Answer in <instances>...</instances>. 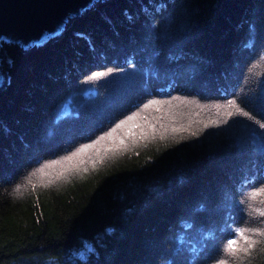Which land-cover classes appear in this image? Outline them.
I'll return each mask as SVG.
<instances>
[{
	"label": "trees",
	"instance_id": "trees-1",
	"mask_svg": "<svg viewBox=\"0 0 264 264\" xmlns=\"http://www.w3.org/2000/svg\"><path fill=\"white\" fill-rule=\"evenodd\" d=\"M5 47L0 264H264V0H108Z\"/></svg>",
	"mask_w": 264,
	"mask_h": 264
},
{
	"label": "water",
	"instance_id": "water-1",
	"mask_svg": "<svg viewBox=\"0 0 264 264\" xmlns=\"http://www.w3.org/2000/svg\"><path fill=\"white\" fill-rule=\"evenodd\" d=\"M100 0H0V91L10 81L3 65L10 62L4 43L25 50L60 39L74 18L94 9Z\"/></svg>",
	"mask_w": 264,
	"mask_h": 264
},
{
	"label": "snow or ice",
	"instance_id": "snow-or-ice-1",
	"mask_svg": "<svg viewBox=\"0 0 264 264\" xmlns=\"http://www.w3.org/2000/svg\"><path fill=\"white\" fill-rule=\"evenodd\" d=\"M110 71V70H109ZM94 76H101V75H104V73H101V72H96L93 74ZM151 103V102H149ZM229 103H234V101L232 102H229ZM148 105L145 104L144 107H147ZM238 111L243 115V116H248L249 113L248 112H244L242 109H238ZM229 115H231V113H229ZM128 119H131V117H128ZM125 121H120L118 124H116L115 128H113L111 131H115L116 128H119L121 124H123ZM111 132L109 133H106L105 135H110ZM99 139H103V137H100ZM91 145H84L83 147H90ZM76 153H72L71 155H75ZM70 158V157H69ZM259 192H264V186H262L261 188L259 189H254L252 191V193L250 194V198H254L257 193ZM262 215H264V212L261 213ZM238 232H243L244 230L243 229H238L237 230ZM245 239H247V237H245ZM232 241H228L227 244L225 245V251L229 252L230 254H233L232 253ZM253 243L252 241H249L248 243V248H252L253 247ZM245 251H247V249H245ZM217 264H225V261L221 260V261H217Z\"/></svg>",
	"mask_w": 264,
	"mask_h": 264
},
{
	"label": "rangeland",
	"instance_id": "rangeland-1",
	"mask_svg": "<svg viewBox=\"0 0 264 264\" xmlns=\"http://www.w3.org/2000/svg\"><path fill=\"white\" fill-rule=\"evenodd\" d=\"M107 2H108V0H100V4H104V5H105ZM97 3H99V1H97ZM97 3H96V4H97ZM75 19H76V18H74V19L72 20V22L70 23V25L73 23V21H74ZM11 44H13V43H11ZM6 45H7V43H4V45H3L4 53H7V52H6V47H5ZM28 50H30V49H28ZM25 51H27V50H25ZM70 63H71V62H70ZM6 67H7V65H3V68H4L5 71H7V70H6ZM88 247H90V244H89V243L87 244L86 248H88ZM92 247H93V246H92ZM92 247H91V248H92ZM83 253H84V250L77 251V252H76V256H78L80 259H81V258L84 259L85 254H83Z\"/></svg>",
	"mask_w": 264,
	"mask_h": 264
},
{
	"label": "bare ground",
	"instance_id": "bare-ground-1",
	"mask_svg": "<svg viewBox=\"0 0 264 264\" xmlns=\"http://www.w3.org/2000/svg\"><path fill=\"white\" fill-rule=\"evenodd\" d=\"M64 33H65V32H64ZM64 33H63V34H64ZM62 36H63V35H62Z\"/></svg>",
	"mask_w": 264,
	"mask_h": 264
}]
</instances>
